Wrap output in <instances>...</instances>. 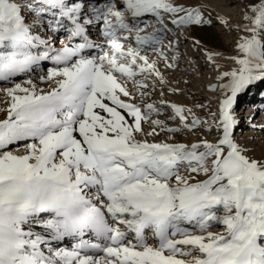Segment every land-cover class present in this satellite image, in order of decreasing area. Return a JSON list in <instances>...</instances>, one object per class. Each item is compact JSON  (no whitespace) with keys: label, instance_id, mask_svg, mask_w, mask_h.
Returning <instances> with one entry per match:
<instances>
[{"label":"snow or ice","instance_id":"obj_1","mask_svg":"<svg viewBox=\"0 0 264 264\" xmlns=\"http://www.w3.org/2000/svg\"><path fill=\"white\" fill-rule=\"evenodd\" d=\"M166 17L211 26L179 0H0V264H264V151L234 135L238 97L264 82V0L203 118L149 102L168 84L160 62L176 67ZM206 57L219 71L223 54Z\"/></svg>","mask_w":264,"mask_h":264},{"label":"bare ground","instance_id":"obj_2","mask_svg":"<svg viewBox=\"0 0 264 264\" xmlns=\"http://www.w3.org/2000/svg\"><path fill=\"white\" fill-rule=\"evenodd\" d=\"M235 1L227 0V2H232V3ZM179 2L184 4L186 7H190V8L191 7H199V8L204 7L203 2H201L200 0H179ZM238 2L240 3L238 7L241 8L245 12L246 6L249 3L256 2V0H238ZM219 4L221 3L219 2ZM223 5L221 7H223ZM225 6L223 8H225ZM217 7L215 8L213 7L215 9V12H216ZM213 8H211V11ZM218 8L217 10H219ZM223 8H221L222 9L221 11H223ZM244 12H243L240 22L238 23L237 21H235L236 19L235 20L232 19L231 21L229 19L231 27L230 28L226 27V28L228 29V31H230L228 32V34L229 33L230 34L225 36L226 37L225 44L217 40L218 31L214 29L213 27L212 28H209V27L200 28L197 26L190 27L189 36L187 35L184 36V34L182 36V33H180L181 34L180 38L182 39V41L179 44V42L177 43L175 41L176 36L174 35V31H176L177 29L175 28V26H173L174 29L168 27L170 31H167L161 34L164 40L163 46H164V49L167 51L169 57H171L172 55H176L177 57L175 61L176 67L172 69H168L165 67V64L163 61L160 62V65H159L160 70L165 75L168 81V84L163 87V91H164L163 96L160 95L161 86L158 85L156 88V91L153 92V94L151 95L149 102H155L157 105H160L161 101H168L169 103H175L177 105L184 106L186 108H191L195 115L200 116L202 118L207 116V113L209 112V110L212 112H216L218 110V106L222 99V97L220 96L219 87L215 92L210 91L209 90L210 86L206 83H203L201 79L197 76L198 74L192 73V72L190 73V71L189 73H186V71H184V65L186 64L188 65L189 61L186 62V60L180 59L179 58L180 56L177 50L180 48L181 43H183V41L186 40L184 38H191V39H195L196 42L199 41V43L202 45V49L205 55H206V50L208 52L222 53L223 57H218L216 61L219 64V71L217 73V77H219L223 71L230 70L233 67H236L232 63V61L230 59H226V57H230L236 54V43L240 36V33L236 30V26L244 23V19H243ZM217 14H219L221 18L226 17V15L222 14V12L220 13V10L219 12L217 11ZM153 30L155 29L154 28L149 29V31H153ZM149 55L152 56L153 59L155 58L153 54L149 53ZM179 62L180 63L183 62V64H179ZM42 64H43V67L40 70H36L35 72L31 73L30 78L33 80V83L36 84L37 88L46 89L48 85L43 83L40 80V76L46 75L47 69L51 67L52 65L50 62H47V61L43 62ZM210 65H212V67L216 70V67L213 64L210 63ZM193 76L194 77L197 76L196 79L200 81L201 83L200 88L197 87L196 84L194 83L192 79ZM26 78L27 77H19L17 78V82L23 84L24 79ZM261 84L264 85V82H258L257 84H255L254 85L255 89L251 90V92L249 93V96L243 99L238 98V101L236 103V104H247V107L250 108L247 111V113L243 112V114L245 115H240L237 112L239 115V117L237 116L238 118L237 131L239 132V135L236 136V138L239 140L241 144L247 145L249 149L255 150L257 154H260L261 151H264V103H263L264 101H262L261 99V97H264V96L261 95L262 93ZM254 86H252V88ZM5 87H10V85H6L3 82H0V89L5 88ZM170 89H176V91L172 92ZM201 91L202 92L204 91V93L214 94V96L211 98H218L219 104L215 107L214 106L209 107L208 105H206L205 99L202 97L203 95H200ZM256 104H258V107L253 112L252 107ZM198 105H204L205 107L201 108V107H198ZM7 107H8V98L4 95L2 91H0V119L5 118L6 116L5 110L7 109ZM170 115H171V109L165 108L164 114L159 118L166 119ZM167 123L169 124V126H172V127L178 126V123L173 120H167ZM164 136H165V133L162 132L160 134V137H158L157 139H162L164 138ZM197 138H198L197 134L193 132H183V133L176 134V140L178 142L191 143V142H195ZM12 147L15 148L16 146H12ZM21 151H23L22 147H21Z\"/></svg>","mask_w":264,"mask_h":264},{"label":"rangeland","instance_id":"obj_3","mask_svg":"<svg viewBox=\"0 0 264 264\" xmlns=\"http://www.w3.org/2000/svg\"><path fill=\"white\" fill-rule=\"evenodd\" d=\"M200 1L203 2V5H204V7L200 8L202 13H203V16L206 20L211 19V26L205 25V26H197V27H200V28H208V27L212 28L213 27L214 29H216L218 31L217 40L219 42L225 44L226 43V37L225 36L229 35L230 33L228 34V32H230V31H228V29L226 27H224L223 24L220 23L219 18H221V16L219 14H217V11L219 12V10H220V13L222 12V14L226 15V17H222L223 19L226 18V20H228V21H229V19H230V21L232 19H234V20L236 19L235 21H237V23H238V22H240L241 17H242L243 12H244L241 8L238 7L240 3L238 2V0H236V1L234 0L235 2H233V3L227 2V0H223V1L222 0H200ZM219 2L221 4H219ZM222 5H223V7L226 5L225 8L221 7ZM213 7L214 8L217 7L219 10H217V8H216V12H215V9ZM211 8H213L214 10L212 9V11H211ZM221 8H223V11H221L222 10ZM155 26L158 27L159 25L157 24ZM190 27L191 26H189L186 29L181 28V29H177L176 31H174V35L176 36L175 41L177 43L179 42V44H180V42L182 41V39L180 38L181 37L180 33H182V36H183V34H184V36H186V35L189 36ZM173 29H174V27H173ZM184 39H186V40H184L183 43H181L180 48L177 50V52L180 56L179 57L180 59L186 60V62L189 61L190 65L189 64L184 65V71H186V73H189V71H190V73L192 72V73L198 74L197 76L201 79V81L203 83L208 84L209 86H211L213 84H218V81H217L218 71H216L212 67V65H210V63L207 60V57H206V55L202 49V45L200 43L197 44L195 39H191V38H184ZM179 64H183V62H181V63L179 62ZM196 77L193 76L192 79H193L194 83L196 84V86L200 88L201 83H200V81H198L196 79ZM253 88H255V86ZM253 88L251 86L246 92H248L249 90L251 91V89H253ZM217 89H218V87H217ZM246 92L241 94L240 97L241 98L245 97V95L247 94ZM200 95H203L202 97L205 99L206 105H208L209 107H213V106L215 107L219 104L218 98H211L214 96V94H212V93H204V91L203 92L201 91ZM234 135L238 136L239 132L234 131Z\"/></svg>","mask_w":264,"mask_h":264}]
</instances>
